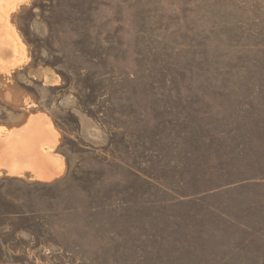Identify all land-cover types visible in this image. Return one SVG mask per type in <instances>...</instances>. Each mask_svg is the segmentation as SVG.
Returning a JSON list of instances; mask_svg holds the SVG:
<instances>
[{"label":"rangeland","instance_id":"obj_1","mask_svg":"<svg viewBox=\"0 0 264 264\" xmlns=\"http://www.w3.org/2000/svg\"><path fill=\"white\" fill-rule=\"evenodd\" d=\"M9 23L1 135L46 118L63 167L0 172V264H264V0H27Z\"/></svg>","mask_w":264,"mask_h":264},{"label":"bare ground","instance_id":"obj_2","mask_svg":"<svg viewBox=\"0 0 264 264\" xmlns=\"http://www.w3.org/2000/svg\"><path fill=\"white\" fill-rule=\"evenodd\" d=\"M27 0H0V34L3 33V36H0V46H11L14 51L13 61L7 62L3 65L4 71H9V69L14 68L22 63L24 59L23 48L20 45V42L12 30L9 23L10 13L13 12L19 5L26 2ZM31 119V118H30ZM29 119V121H31ZM27 122V124L29 123ZM26 124V125H27ZM35 123L31 122L28 125H34ZM25 125V126H26ZM24 126V127H25ZM36 130L31 128H25L23 133L26 136L23 138L24 147L20 146L21 139V129L14 130V136L12 137H1L0 143L3 146L4 153L0 155V166L10 167L12 165V157L15 150H22L26 154H33L36 158L30 161H27V164L20 167H13L9 170L10 175H21L23 171H31L39 180L42 181H51L61 174L62 164L57 159L56 162H50L43 155V150L48 147L55 146V138L50 132V126L46 118H43L40 124H37ZM19 148V149H18ZM34 163V164H33ZM18 166V165H17Z\"/></svg>","mask_w":264,"mask_h":264},{"label":"crops","instance_id":"obj_3","mask_svg":"<svg viewBox=\"0 0 264 264\" xmlns=\"http://www.w3.org/2000/svg\"><path fill=\"white\" fill-rule=\"evenodd\" d=\"M29 122H32V120L31 121H29ZM28 124H30V123H28ZM26 125L25 127H23L21 130V133H23V130L25 129V128H29L30 127V125ZM35 125H37V124H35ZM3 132V129L0 131V138L2 137V135H1V133ZM14 132L15 131H8V133H7V135H6V137H11L12 135H14ZM2 143H0V155L2 154V153H4V150H3V146L1 145ZM24 151H22V150H15V152H14V155L13 156H15V155H17L18 153H23ZM26 155H29V159H31L30 157H32L31 155L32 154H26ZM32 160V159H31ZM34 164V163H33ZM14 165H16V167H20V166H23V165H27V164H22V163H12V165L10 166V167H3V166H0V172L1 171H6L7 173L9 172V170L10 169H12L13 167H15ZM18 165V166H17ZM25 171H29V170H25ZM25 171H23V173L21 174V175H23L24 174V172Z\"/></svg>","mask_w":264,"mask_h":264}]
</instances>
